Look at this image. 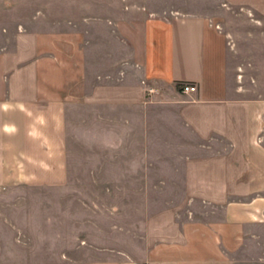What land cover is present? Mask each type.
I'll use <instances>...</instances> for the list:
<instances>
[{
	"label": "crops",
	"instance_id": "1",
	"mask_svg": "<svg viewBox=\"0 0 264 264\" xmlns=\"http://www.w3.org/2000/svg\"><path fill=\"white\" fill-rule=\"evenodd\" d=\"M0 264H264V0H0Z\"/></svg>",
	"mask_w": 264,
	"mask_h": 264
},
{
	"label": "built area",
	"instance_id": "2",
	"mask_svg": "<svg viewBox=\"0 0 264 264\" xmlns=\"http://www.w3.org/2000/svg\"><path fill=\"white\" fill-rule=\"evenodd\" d=\"M190 88H191V86H190L189 84H188V85H185V86H184V92L189 91Z\"/></svg>",
	"mask_w": 264,
	"mask_h": 264
}]
</instances>
